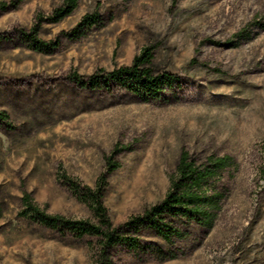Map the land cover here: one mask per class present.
Here are the masks:
<instances>
[{
	"label": "rangeland",
	"instance_id": "obj_1",
	"mask_svg": "<svg viewBox=\"0 0 264 264\" xmlns=\"http://www.w3.org/2000/svg\"><path fill=\"white\" fill-rule=\"evenodd\" d=\"M0 0V264H95L96 239L75 240L23 216L27 195L48 215L96 224L78 190L94 189L114 226L161 202L181 150L226 158L214 227L175 223L184 236L139 233L112 264H264V0ZM97 14L99 24L78 26ZM36 33L45 48L32 50ZM150 49L180 87L157 100L80 87Z\"/></svg>",
	"mask_w": 264,
	"mask_h": 264
},
{
	"label": "trees",
	"instance_id": "obj_2",
	"mask_svg": "<svg viewBox=\"0 0 264 264\" xmlns=\"http://www.w3.org/2000/svg\"><path fill=\"white\" fill-rule=\"evenodd\" d=\"M77 1L64 0L59 8L53 10L47 23L57 24L71 16L77 7ZM99 20L97 14L86 16L78 28L97 25ZM23 35L31 40L33 51H43L45 45L36 40L35 32ZM152 59L150 49H144L130 66L107 73L100 71L86 80L72 75L70 81L92 90L109 89L114 84L132 95L157 100L165 90L180 87L181 81L174 74L154 69ZM105 166V172L97 180L94 189L84 187L78 190L79 200L90 208L97 220L96 224L48 215L34 205L29 196L25 195L21 199V214L43 228L68 234L75 240L96 239L95 264H112L110 252L118 245L138 251L141 247L138 235L145 228L155 231L165 241L184 236L174 226L175 223H194L211 230L221 208L222 194L217 189V183L230 163L226 158L213 156L200 160L181 150L163 200L145 210L142 215L119 226L111 223L102 202L107 176L118 166L112 157L106 159Z\"/></svg>",
	"mask_w": 264,
	"mask_h": 264
}]
</instances>
